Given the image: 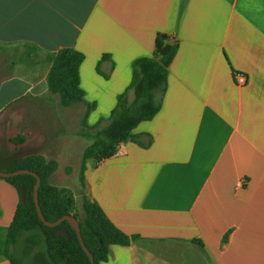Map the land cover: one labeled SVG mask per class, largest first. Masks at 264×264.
<instances>
[{
	"label": "crops",
	"instance_id": "0c3cea01",
	"mask_svg": "<svg viewBox=\"0 0 264 264\" xmlns=\"http://www.w3.org/2000/svg\"><path fill=\"white\" fill-rule=\"evenodd\" d=\"M158 34L178 44L161 110L137 142L87 163L86 194L141 238L101 264H264V0H0V64L27 67L0 77V168L35 154L81 169L87 106L88 125L105 127ZM64 48L85 55V101L68 107L48 84L49 57ZM26 99V114L10 112ZM8 120L25 140L5 145ZM19 203L0 179V264H12Z\"/></svg>",
	"mask_w": 264,
	"mask_h": 264
},
{
	"label": "trees",
	"instance_id": "16d2710c",
	"mask_svg": "<svg viewBox=\"0 0 264 264\" xmlns=\"http://www.w3.org/2000/svg\"><path fill=\"white\" fill-rule=\"evenodd\" d=\"M177 51V43H170L167 35L158 34L155 55L135 61L132 82L118 97V103L105 127L88 125V115L96 106H87L82 133L84 137L93 138V141L83 154L80 169L83 188H86L88 161L98 163L110 159L118 153L122 143L137 142L134 130L140 123L152 120L161 110L167 91L169 67ZM106 58L107 55L103 57ZM84 59L85 55L73 48L61 49L49 57V89L61 97V103L65 107L85 101V91L80 80V67ZM58 167L57 161H48L43 156L34 154L15 159L9 166L0 170L11 172L28 169L38 174L42 180L39 202L46 220L55 222L66 215L76 217L80 222L85 245L93 255L95 264L108 261L112 245L129 246L141 239L140 236H129L121 231L101 206L86 193L82 203L85 216L80 220L73 212V199L61 194L59 189L49 182ZM0 179L9 182L20 194V203L9 230L5 249L12 264H22L18 250L23 241L26 246L22 254L29 257L32 264H90V258L69 222L64 221L58 226L50 227L41 221L34 202V187L37 182L35 177L25 174ZM227 239L228 235L223 243L227 242Z\"/></svg>",
	"mask_w": 264,
	"mask_h": 264
},
{
	"label": "rangeland",
	"instance_id": "374dc122",
	"mask_svg": "<svg viewBox=\"0 0 264 264\" xmlns=\"http://www.w3.org/2000/svg\"><path fill=\"white\" fill-rule=\"evenodd\" d=\"M6 61L4 63L0 64V77H8L10 75L16 74V73H22L27 67L25 65H22L20 63L13 65V60L11 58L5 59ZM30 100L26 99L23 102L17 104L14 108L11 109L10 112H15V113H24L26 114L28 112V108H30L29 104ZM22 125L21 121H13V120H8L5 122V135L6 137L4 138L6 141L4 142L5 145L8 143L7 138L12 136V139L10 141L14 144H18L19 142L23 141L26 139L27 134L25 132L23 133H17L16 128L18 126ZM25 133V134H24ZM93 134V132H92ZM85 139L90 140L91 143L93 141V138H87ZM9 140V139H8ZM10 148H3L4 151L9 150ZM86 149V148H85ZM80 163H76L75 169L73 170L72 168H64V169H57V171L49 178V182L56 186L60 193L66 196H69L70 198L73 199V212L76 214L80 220L84 219V211L82 207L83 203V195L86 193V188L82 187L81 184V173H80ZM18 253L19 257L21 259L22 264H32L31 260L29 257L25 256L22 254L23 249L26 246V243L23 241L20 244ZM35 252V251H34Z\"/></svg>",
	"mask_w": 264,
	"mask_h": 264
},
{
	"label": "water",
	"instance_id": "95a60500",
	"mask_svg": "<svg viewBox=\"0 0 264 264\" xmlns=\"http://www.w3.org/2000/svg\"><path fill=\"white\" fill-rule=\"evenodd\" d=\"M25 174L31 175V176L35 177L37 180L35 187H34V202H35L36 209H37V212H38V215H39L41 221L46 226H50V227L58 226L59 224H61L64 221L69 222L70 225L76 230L80 244H81L82 248L84 249V251L86 252V254L88 255V257L90 258V264H95V259H94L93 255L91 254V252L89 251V249L85 245V242L83 240L82 233H81L80 222L76 217L71 216V215H66V216H63L62 218H60L59 220H57L55 222H50V221L46 220V218L42 212L40 202H39V189L41 187L42 180L38 174H36L35 172L28 170V169H21V170H16V171H11V172L0 170V177H2V178H10V177L25 175Z\"/></svg>",
	"mask_w": 264,
	"mask_h": 264
},
{
	"label": "built area",
	"instance_id": "2783aa9c",
	"mask_svg": "<svg viewBox=\"0 0 264 264\" xmlns=\"http://www.w3.org/2000/svg\"><path fill=\"white\" fill-rule=\"evenodd\" d=\"M236 81L240 86H244L247 83V76L242 73L236 75Z\"/></svg>",
	"mask_w": 264,
	"mask_h": 264
}]
</instances>
